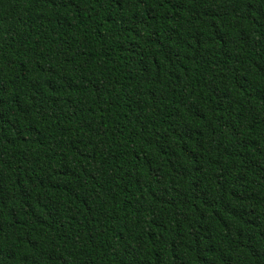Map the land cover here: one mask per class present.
<instances>
[{"label": "trees", "instance_id": "1", "mask_svg": "<svg viewBox=\"0 0 264 264\" xmlns=\"http://www.w3.org/2000/svg\"><path fill=\"white\" fill-rule=\"evenodd\" d=\"M0 264H264V0H0Z\"/></svg>", "mask_w": 264, "mask_h": 264}]
</instances>
